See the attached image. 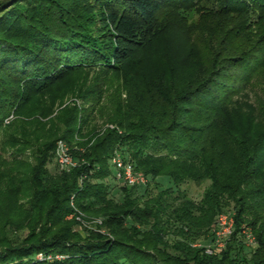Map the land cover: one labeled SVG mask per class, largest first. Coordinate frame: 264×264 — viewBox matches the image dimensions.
I'll use <instances>...</instances> for the list:
<instances>
[{
  "label": "trees",
  "instance_id": "trees-1",
  "mask_svg": "<svg viewBox=\"0 0 264 264\" xmlns=\"http://www.w3.org/2000/svg\"><path fill=\"white\" fill-rule=\"evenodd\" d=\"M204 2L0 0V133L11 128L0 143V264H264V213L257 211L249 224L256 251L237 244L243 213L264 190V0H216L211 18L242 22L230 23L223 40L240 37L251 22L241 17L248 15L256 17L254 46L214 49L199 80L176 93L158 89L165 111L118 100V94L109 109L93 103L92 114L110 110L113 129H88L86 110L72 109L60 114L62 127L47 137L42 122L28 128L18 118L73 72L118 73L129 47L155 34L165 10L186 12ZM58 141L77 163L68 173L52 165ZM115 151L145 176V186L120 188L114 173L107 183ZM186 184L206 185L198 202L181 190ZM229 206L234 235L226 248L212 255L193 248ZM75 211L102 218L97 229L111 237L73 232L68 218ZM38 254L63 260L38 261Z\"/></svg>",
  "mask_w": 264,
  "mask_h": 264
},
{
  "label": "rangeland",
  "instance_id": "rangeland-1",
  "mask_svg": "<svg viewBox=\"0 0 264 264\" xmlns=\"http://www.w3.org/2000/svg\"><path fill=\"white\" fill-rule=\"evenodd\" d=\"M216 8V0H207V2L201 3L199 9L186 12L176 11L175 13L165 10L160 16L155 34L143 45L129 47L130 57L121 65L118 73L105 72L99 67L73 72L61 82L37 96L25 108H22L18 118L25 122L28 128L32 127V123L36 120L42 122L45 128L41 130V133L47 137L49 134L58 133V128L60 129L61 126L59 124L62 121L60 114L62 112L69 114L72 109L77 111L86 110L85 117L88 120V129L95 128V132H99L104 128H109L111 125L107 122V115L110 110H95L92 114L93 103H97V108L105 106L109 109L112 100L114 98L117 100L118 94V100H130L132 104L140 102L152 109L165 111L166 106L159 97L158 89L163 88L168 92L176 93V91L182 90L188 84L196 82L203 76L204 72L210 67L212 50L225 46L231 52H234L256 41V30L250 26L256 24V17H249L248 15L241 17V20L246 18L251 20L245 26V32L243 29L244 33L240 37L229 36L226 41L223 40L229 30V24L232 22L238 23L240 18L232 19L231 16L211 18L209 16L210 11L215 12ZM249 46L253 47L254 45ZM254 48L258 49L259 46L255 45ZM43 116H45L44 119ZM56 117L59 118L58 122L53 121V118ZM9 120L7 121L9 122ZM7 121L5 123H8ZM50 121H52L51 124ZM16 129L12 131L15 132ZM10 130L11 128H5L4 133H0V143H4L3 136H10L3 135L6 132L9 133ZM221 140L224 139L221 138ZM219 142L222 143L223 141ZM0 151L3 153L2 150ZM5 156L7 155L5 154ZM18 156L15 155V157ZM224 160L230 164L235 162V158H224ZM55 162L53 160V166H55ZM260 170V179L264 180V165L260 166ZM111 172L112 174L106 180L107 183L114 182V169L112 166ZM205 186L197 187L193 184H186L182 186L181 190L185 191L189 198L198 202ZM166 187L168 185L163 183L162 188L165 189ZM116 188L113 193L115 200H118L121 194L119 188ZM255 198V202L251 201L243 213L245 223L240 228L237 242L239 246L244 247L247 253L256 251L257 248L256 236L249 224L256 218L257 211L264 213V190L261 191L260 196ZM234 212L232 206L227 207L214 220L206 239L195 242L192 247L203 248L204 250L213 247L215 248L214 253L223 251L234 235ZM82 215V222L87 227H81L75 219L68 220L75 221L73 232L84 238V236L93 232L92 222L94 220L102 221V218ZM225 216L232 219L233 225L230 226L229 224L223 228L218 226L217 228L218 219ZM97 230L111 237L107 230ZM215 232L220 233L218 241L213 239ZM26 235L27 232L23 234V237L25 238Z\"/></svg>",
  "mask_w": 264,
  "mask_h": 264
},
{
  "label": "built area",
  "instance_id": "built-area-1",
  "mask_svg": "<svg viewBox=\"0 0 264 264\" xmlns=\"http://www.w3.org/2000/svg\"><path fill=\"white\" fill-rule=\"evenodd\" d=\"M109 128L113 129L112 126H109ZM55 160H56V163H57V166L60 172L68 173L77 166V163L75 162L73 157L70 155V149L62 141H59L56 145ZM111 165L114 169V180L118 187L136 188V187H142L146 185L147 180L145 176L142 173L137 172L134 169L133 164L127 160H124L117 151L114 152L111 158ZM82 216L83 215L81 213L75 211L71 216H69L68 219H75L78 223H80L81 227L82 226L87 227L82 222V218H81ZM92 224L94 226L93 230L98 231L97 227L101 226L102 221L94 220ZM229 224L230 226L233 225L232 219L227 218L226 216L220 217L217 221V228L218 226L219 227L221 226L223 228ZM219 237H220V233L215 232L214 241H218ZM214 252H215V248L213 247H208L205 249L206 254L212 255ZM35 259L38 261L53 262V261H61L63 260V257L60 255H54V254L47 255V256L38 254L35 257Z\"/></svg>",
  "mask_w": 264,
  "mask_h": 264
}]
</instances>
